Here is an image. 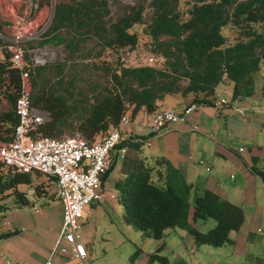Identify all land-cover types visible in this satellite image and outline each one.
Returning <instances> with one entry per match:
<instances>
[{"label":"trees","instance_id":"1","mask_svg":"<svg viewBox=\"0 0 264 264\" xmlns=\"http://www.w3.org/2000/svg\"><path fill=\"white\" fill-rule=\"evenodd\" d=\"M114 3H120L116 14ZM42 5L53 7V13L36 38L24 40L23 66L30 77L31 104L49 114L39 124L42 135L77 134L93 142L124 113L130 118L140 109L152 114L168 95L187 97L186 105L214 103L216 88L225 80L232 84L230 100L256 90V73L264 65V0H31L23 20L33 19ZM9 24L0 12V141L13 138L18 120L14 105L22 88L20 70L10 58L11 41L4 34ZM137 24L144 25L140 31L134 29ZM140 41L154 54V63L127 65L120 53H112L133 49ZM46 45L61 47L63 60L32 64L30 50ZM96 71L101 79L85 76ZM260 91L264 95V79ZM4 99L7 109L1 106ZM145 139L136 134L116 144L125 147V153L122 174L114 181L125 222L143 238L159 240L144 264L167 262L159 253L166 228L186 229L196 245L230 242L229 232L243 222L242 207L221 198L202 180L187 181L164 155L150 161L142 150ZM114 159L110 154L100 182ZM40 174L45 173L0 161V200L14 194L17 205L29 203L27 190L19 184L51 197L44 182L36 181ZM45 175L55 182L54 176ZM261 175L264 179V172ZM210 217L216 223L206 231L193 223Z\"/></svg>","mask_w":264,"mask_h":264},{"label":"crops","instance_id":"2","mask_svg":"<svg viewBox=\"0 0 264 264\" xmlns=\"http://www.w3.org/2000/svg\"><path fill=\"white\" fill-rule=\"evenodd\" d=\"M4 2H9L10 5H3ZM23 4L24 0H0V12L14 23L22 19L20 6ZM23 10L26 12L28 8L25 7ZM47 10L48 6L42 5L33 19ZM9 25H5L4 30ZM225 82L231 88V82L229 80ZM260 87L250 96L234 100H230L226 95L216 94L214 103L197 104V107L186 116L185 121L170 123L159 132L151 130L149 122L152 114L142 109L131 118V124L123 128L128 139H133L136 134L146 136L142 150L150 161L156 156L164 155L187 181L202 180L207 188L215 191L221 198L242 207L244 218L241 226L229 232L230 242L221 245V248L226 247L230 258L233 257L230 261L232 264L238 261L264 264V179L261 175L264 172V130L262 129L264 95ZM221 98H225L226 102L217 104L216 101ZM187 99L181 95H168L161 101L159 108L173 107L181 110L186 105ZM145 120L148 122L145 123ZM193 124H197L198 127L194 128ZM117 193L116 189L84 208L85 218L79 230L87 250V257L93 242L85 235V227L91 223L89 217H92L91 224L95 227L98 217H105L107 231L113 236V239L109 238L105 242L107 244L103 254L96 255L92 260L94 264H110L109 253L113 251L120 252L124 259L133 252L140 239H150L142 238L138 230L139 235L134 236V241L130 243L127 232L129 223L123 218V205L118 201ZM111 194L114 197H111ZM55 197L54 195L52 198ZM49 200L50 198L30 200L29 203H48ZM35 210L38 208L35 207ZM1 211H5V208ZM46 214L45 212L40 217L45 224H47ZM7 224V230L0 228V232L13 229L20 232H9L0 236V264H42L49 255L60 230L43 229L44 233L41 230L36 234L37 236L27 232L22 235L21 230L24 227L11 228L12 222L9 221ZM172 229L176 231L175 228ZM176 233L181 239L186 235L190 244H195L189 231L186 230L188 234ZM16 235L20 236L16 237ZM38 235L41 237L39 238ZM154 240L155 247L157 242L156 239ZM196 246L200 248L199 245ZM148 252L136 254L129 264H144ZM228 255L225 254V257ZM89 256L91 257L90 254ZM54 259L55 262L60 263L66 257L60 255ZM176 260L169 262L170 259H167V262L162 263L157 260L151 264H181L176 263ZM87 261L89 264V259ZM71 264H83V262L73 259Z\"/></svg>","mask_w":264,"mask_h":264},{"label":"built area","instance_id":"3","mask_svg":"<svg viewBox=\"0 0 264 264\" xmlns=\"http://www.w3.org/2000/svg\"><path fill=\"white\" fill-rule=\"evenodd\" d=\"M31 3V2H30ZM10 44L11 60L18 67L22 79L21 92L18 95L14 109L17 114V123L13 138L9 141H0V161L15 169L25 172L39 171L55 177L56 196L63 206V219L59 233L51 247L49 255L42 264H71L69 260H78L88 264L87 250L81 240L79 230L83 222L85 206L98 201L102 197L99 188L100 177L109 165L110 154L115 159L120 154L124 156L125 147H116L121 139H128L123 128L131 124L129 114L124 113L116 125L110 128L107 134L99 139L88 142L80 135L53 137L42 135L39 124L49 117L46 110L33 106L30 102V77L23 69L25 63L24 40L32 36L22 34L23 18ZM51 47H36L30 50L32 64H43L50 60ZM153 57H149L152 61ZM221 98L217 104L225 103ZM197 107L190 103L181 110L173 107H161L151 116V130L159 132L164 126L182 122L186 116ZM197 128V124H193ZM264 130V124H262ZM34 192L29 188L27 193ZM111 197H114L111 194ZM66 242V243H65ZM65 256L60 263L55 262L56 256Z\"/></svg>","mask_w":264,"mask_h":264},{"label":"rangeland","instance_id":"4","mask_svg":"<svg viewBox=\"0 0 264 264\" xmlns=\"http://www.w3.org/2000/svg\"><path fill=\"white\" fill-rule=\"evenodd\" d=\"M30 1L31 0H24V4L20 6L22 17H24L23 15L27 13V11L24 12L23 9L25 7H27L28 9L30 8ZM123 1L132 2V0H123ZM120 3H123V2H120ZM120 3L113 4V14H116L119 11ZM3 5H10V3L4 2ZM148 11L149 9L145 10L144 19L148 17ZM50 12H51V7L48 6V10L45 13L43 14L40 13L33 20L32 19L29 21L25 20L24 23H22L23 29H20L22 34L30 35L32 36L31 38H36L37 35L42 31L43 25L48 20L50 16ZM19 21H21V19L15 21L14 23L12 22L9 26L5 27L4 34L10 41H11L10 38L15 35V33L17 32V29L20 26L18 23ZM255 25H257L258 28H260L258 23ZM143 26H144L143 24H137L134 26V29L140 31ZM11 44H12V41H11ZM45 47L53 48L52 49L53 52L50 51L52 56L50 57V60L46 62L55 61V60H63L65 53L62 51L61 47L59 46L52 47L50 45H46ZM114 51L115 50H112L113 55L116 56V54L120 53L121 56L119 59L127 65H137L141 63H154L155 62V58L153 56L154 54L145 45H143L142 41H140L138 46L133 49L117 51V52L116 51L114 52ZM150 56L153 57L152 61H149ZM92 59L93 57L91 56L88 60H92ZM74 65H76V62L74 63ZM66 67H67V70L76 71V67H72V66L70 67L66 66ZM90 72H89V76L88 75H85V76H87L88 78H94V79L102 78L101 76L102 73H100L99 71L98 72L96 71L97 73H94V72L90 73ZM263 79H264V65H262L260 70L256 73V77H255L256 88H259L261 86ZM228 87L229 86L227 85V82L225 81L221 82L216 88V94L226 95L227 97H231V88L230 87L228 88ZM1 106L3 109H7L9 108V103L4 99L2 101ZM147 122L148 121L145 120V123ZM67 135L68 134H63L58 137L61 138ZM122 158L123 157H121L120 154L117 156L107 176L99 184V188L103 190V195H102L103 197L106 194H110L116 190L114 181H115V178L121 173L120 166L122 163ZM36 181L39 183L43 181L45 188L49 189V194H52V195L51 197L38 196L34 193H31V194H28L30 196L29 202L30 200L39 201L41 199L46 200L50 198L49 202L48 203L41 202L37 204L28 203L25 205L15 206L16 203H18L16 201L17 199L15 200V195L14 194L7 195L6 197L2 199L3 201L0 200L2 201V204H0V228H4V230H7L8 228L7 221H9V222H12L11 228H14L16 226L20 228L24 227V229L21 230L22 235L27 232V233H34L35 236H37L36 234H39V231L41 230H42V233H44L43 229L50 230L52 228V229H55L56 231L60 229L61 224H62V219H63V206H62V202L56 196V193H55L56 191L55 183L56 182L49 180L48 176H46L45 174L38 175L36 177ZM19 188L21 190L26 189L28 191L29 188H33V187L31 186L29 187L26 184H19ZM54 195L56 197L52 198ZM35 207H37L38 210H35ZM3 208H5V211H1L3 210ZM45 212L47 213L46 214L47 224H45L44 222L40 220L41 214H44ZM89 219H90V222L92 223L93 222L92 217L91 218L89 217ZM106 222H107V219L101 216V217H98L96 227L91 223L85 227V232H86L85 235L89 237V240L93 241L91 250H88L87 259H89V264H94L92 260L95 259L96 255L98 254L100 255L101 253L103 254V252L105 251L104 250L105 244H107L105 242H107L109 238L113 239V236L109 234L107 231ZM194 223H195L194 225L199 230L206 231L208 228L214 226V224L216 223V220L211 217L206 218L204 220L198 218L197 220H195ZM127 226H128L127 232H129L130 243H132V241H134L135 239L134 236L137 237L139 235V231L137 228H135L131 224ZM175 229L176 231H174L172 228L165 229V234L163 237L164 245L159 250L160 254L166 256L167 259H170L169 262L171 261L174 262L175 259H177L176 263L180 262L181 264H206L207 262L208 264H225V263L232 261L233 257L230 258L225 246L221 248V245L216 246V245H210V244H200L199 245L200 248H197L195 244L194 245L190 244V241L188 240V237L186 235L184 239H181L180 236H178L176 233V232L186 233V230L181 229L179 227H176ZM17 232H20V231H16V233ZM132 235H133V238H132ZM19 236L20 235H16V237H19ZM38 237L40 238L41 236L38 235ZM154 241L155 240L153 238L140 239L139 244L135 247L133 252L132 253L130 252V254L127 255V257H125L124 259L120 252L113 251L109 253L108 259L110 260V264H111V261L113 262V264H129L131 260L134 259L136 254H143V253L146 254L145 252H148L151 249V251L147 253V256L145 258V260H147L148 255L151 252H153L154 249L158 246V240L156 239L157 243L155 247H154ZM136 248H138L137 252H135ZM89 254L91 255V257L89 256ZM225 254H227L228 256L225 257ZM69 262L71 263L72 260H69ZM157 262L162 263L161 261H157ZM230 264L232 263L230 262ZM236 264H250V262L249 261L247 262L238 261L236 262Z\"/></svg>","mask_w":264,"mask_h":264},{"label":"water","instance_id":"5","mask_svg":"<svg viewBox=\"0 0 264 264\" xmlns=\"http://www.w3.org/2000/svg\"><path fill=\"white\" fill-rule=\"evenodd\" d=\"M52 13H53V7H51L50 16H49L48 20L46 21V23L43 25L42 30L48 25V23H49V21L51 19Z\"/></svg>","mask_w":264,"mask_h":264}]
</instances>
